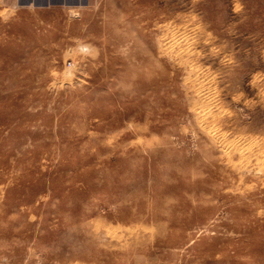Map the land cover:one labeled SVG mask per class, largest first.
<instances>
[{"label": "rangeland", "instance_id": "obj_1", "mask_svg": "<svg viewBox=\"0 0 264 264\" xmlns=\"http://www.w3.org/2000/svg\"><path fill=\"white\" fill-rule=\"evenodd\" d=\"M35 3L0 0V264H264V0Z\"/></svg>", "mask_w": 264, "mask_h": 264}, {"label": "crops", "instance_id": "obj_2", "mask_svg": "<svg viewBox=\"0 0 264 264\" xmlns=\"http://www.w3.org/2000/svg\"><path fill=\"white\" fill-rule=\"evenodd\" d=\"M43 2H45V4H46V2L48 3L49 2V0H45V1H43V0H36V5L37 4H44ZM37 6H41V5H37Z\"/></svg>", "mask_w": 264, "mask_h": 264}, {"label": "bare ground", "instance_id": "obj_3", "mask_svg": "<svg viewBox=\"0 0 264 264\" xmlns=\"http://www.w3.org/2000/svg\"><path fill=\"white\" fill-rule=\"evenodd\" d=\"M143 90H144V88H143ZM140 218H142V217H140Z\"/></svg>", "mask_w": 264, "mask_h": 264}]
</instances>
